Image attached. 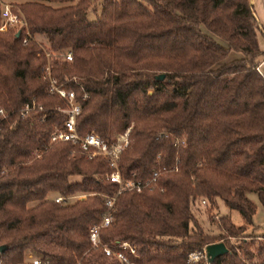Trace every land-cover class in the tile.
I'll use <instances>...</instances> for the list:
<instances>
[{
	"label": "trees",
	"instance_id": "obj_1",
	"mask_svg": "<svg viewBox=\"0 0 264 264\" xmlns=\"http://www.w3.org/2000/svg\"><path fill=\"white\" fill-rule=\"evenodd\" d=\"M92 5L12 0L30 34L0 29V264H34L32 254L40 264H121L103 248L116 239L136 245L137 264H205L190 252L221 240L229 249L210 264H264V241L249 239L245 224L224 214L221 232L208 233L193 209L223 200L252 223L249 193L264 205V27L253 0H102L90 19ZM50 50H72L73 60H49ZM49 63L60 87L88 94L81 134L115 140L130 129L120 168L143 189L117 196L98 246L90 229L119 184L105 157L51 140L67 102L49 90ZM26 103L34 108L24 117Z\"/></svg>",
	"mask_w": 264,
	"mask_h": 264
},
{
	"label": "built area",
	"instance_id": "obj_2",
	"mask_svg": "<svg viewBox=\"0 0 264 264\" xmlns=\"http://www.w3.org/2000/svg\"><path fill=\"white\" fill-rule=\"evenodd\" d=\"M2 18L3 23L0 26L1 30H8L11 26L26 27L27 33L30 34L28 29V21L23 12L15 11L11 3L5 2L2 3ZM28 41V38L25 37V42ZM49 60L53 56H62L67 60H73V51L67 50L65 52H56L50 50L46 52ZM45 76L50 80L49 90L51 93L60 95L67 102L66 107H58L67 113V117L64 121L63 127H57L52 132L51 140L52 141H72L75 144H78L81 149L88 154L90 157L94 156H103L105 157L111 167L112 171L108 173V177L113 181L119 184V189L114 196H107L106 204L108 206V211L101 224H95L90 229V239L93 242V245L98 246L102 243L101 240V227L108 225L113 220L112 210L116 202V198L119 194L123 193L128 189H136L141 191L143 189V183L140 179L135 178H126L120 168L121 155L123 150L128 146L130 138L129 133L130 129L118 135L115 140H109L102 137L97 131L91 130L85 135L81 134L77 128V117L82 109V99L87 98L88 94H84L80 98L75 90H69L64 87H60L57 84V80L52 75L50 63L45 67ZM42 107V106H40ZM34 105L26 103L22 109V115L27 117L33 110ZM0 113L5 115V109L0 108ZM160 174V169L156 168L153 171L152 181H155ZM136 175V172L133 173V176ZM74 196H65L61 194L55 195L53 198L60 203L66 202L68 199ZM203 204H207V199H201ZM118 245V248H115V245ZM116 245V246H117ZM105 252L111 257L116 258L121 264H137L135 259H132L129 254H133L136 257H140L136 245L132 244L131 241L127 239H116L112 244H103ZM32 256V255H31ZM34 264L42 263L39 257L32 256ZM189 260L192 262H203L205 264H210L209 255L207 252V245H203L200 248L194 249L189 254Z\"/></svg>",
	"mask_w": 264,
	"mask_h": 264
},
{
	"label": "rangeland",
	"instance_id": "obj_3",
	"mask_svg": "<svg viewBox=\"0 0 264 264\" xmlns=\"http://www.w3.org/2000/svg\"><path fill=\"white\" fill-rule=\"evenodd\" d=\"M2 3L8 2L12 4V0H1ZM102 0H93V5L88 12V17L94 19L97 17V11H100ZM3 18H1V24L3 23ZM260 36L264 42V34L260 33ZM37 41L43 46L47 43L46 35L43 33L35 34ZM261 45V44H260ZM47 47V46H46ZM262 47V46H261ZM263 48V47H262ZM264 49V48H263ZM61 56V55H60ZM249 196L257 204V211L254 215L252 223H248L244 218L243 214L235 208L228 207L223 200H219L216 206H210L208 204H203L202 201H197L193 205V209L199 221L205 228L206 232L212 234H219L222 228V215H228L237 225H246V234H249V239L254 237L256 241H264V238L259 237V235L264 234V205L261 203L259 196L256 192H250ZM238 237H233L236 240ZM33 256V254H32ZM31 256V257H32ZM33 259V257H32ZM255 261H259V256H255Z\"/></svg>",
	"mask_w": 264,
	"mask_h": 264
},
{
	"label": "water",
	"instance_id": "obj_4",
	"mask_svg": "<svg viewBox=\"0 0 264 264\" xmlns=\"http://www.w3.org/2000/svg\"><path fill=\"white\" fill-rule=\"evenodd\" d=\"M164 74H161L160 77L164 78ZM5 248L4 245H0V252ZM228 246L225 241H215L207 244V252L209 255V260L213 262L215 258L219 255H222L228 251Z\"/></svg>",
	"mask_w": 264,
	"mask_h": 264
},
{
	"label": "crops",
	"instance_id": "obj_5",
	"mask_svg": "<svg viewBox=\"0 0 264 264\" xmlns=\"http://www.w3.org/2000/svg\"><path fill=\"white\" fill-rule=\"evenodd\" d=\"M255 5L256 14L261 20L263 27H264V0H253ZM260 44L264 48V42L262 37L260 36ZM260 70L264 72V58L259 66Z\"/></svg>",
	"mask_w": 264,
	"mask_h": 264
}]
</instances>
